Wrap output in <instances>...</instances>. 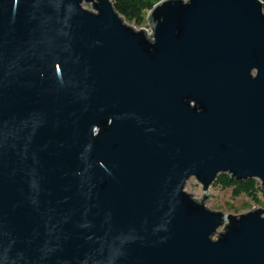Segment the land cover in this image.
<instances>
[{"label": "water", "instance_id": "95a60500", "mask_svg": "<svg viewBox=\"0 0 264 264\" xmlns=\"http://www.w3.org/2000/svg\"><path fill=\"white\" fill-rule=\"evenodd\" d=\"M146 20L0 0V264H264V209L205 206L221 173L264 191L263 3Z\"/></svg>", "mask_w": 264, "mask_h": 264}, {"label": "rangeland", "instance_id": "374dc122", "mask_svg": "<svg viewBox=\"0 0 264 264\" xmlns=\"http://www.w3.org/2000/svg\"><path fill=\"white\" fill-rule=\"evenodd\" d=\"M83 7L92 10L91 4H83ZM146 15L147 12L144 14V21L141 25H134L133 23H128L126 20L124 21L135 29H147V34H150L151 28L146 20ZM184 190L192 194L196 200L202 198V186L194 177H190L187 180ZM256 194L257 200H253L244 194L233 193L231 189H222L220 185L213 182L208 189V199L205 202V206L212 211H221L232 215L250 212L254 207L264 209V191L259 190ZM221 230V228L218 229V231ZM213 238H216V236Z\"/></svg>", "mask_w": 264, "mask_h": 264}, {"label": "trees", "instance_id": "16d2710c", "mask_svg": "<svg viewBox=\"0 0 264 264\" xmlns=\"http://www.w3.org/2000/svg\"><path fill=\"white\" fill-rule=\"evenodd\" d=\"M115 10L128 23L141 25L144 21V14L148 12L153 5L161 0H111ZM264 9V0H261ZM215 184L221 186L222 189H231L233 193H241L250 199L257 200V192L260 189L259 182L256 179L236 180L228 174H218Z\"/></svg>", "mask_w": 264, "mask_h": 264}, {"label": "built area", "instance_id": "2783aa9c", "mask_svg": "<svg viewBox=\"0 0 264 264\" xmlns=\"http://www.w3.org/2000/svg\"><path fill=\"white\" fill-rule=\"evenodd\" d=\"M146 31H147V29H145ZM147 33H148V31H147Z\"/></svg>", "mask_w": 264, "mask_h": 264}]
</instances>
